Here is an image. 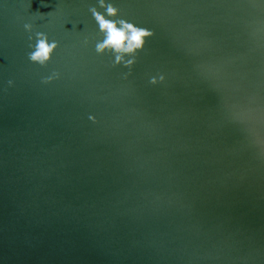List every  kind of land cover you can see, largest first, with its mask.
Segmentation results:
<instances>
[{
	"label": "water",
	"instance_id": "obj_1",
	"mask_svg": "<svg viewBox=\"0 0 264 264\" xmlns=\"http://www.w3.org/2000/svg\"><path fill=\"white\" fill-rule=\"evenodd\" d=\"M113 3L131 67L96 0H0V264H264V0Z\"/></svg>",
	"mask_w": 264,
	"mask_h": 264
},
{
	"label": "clouds",
	"instance_id": "obj_2",
	"mask_svg": "<svg viewBox=\"0 0 264 264\" xmlns=\"http://www.w3.org/2000/svg\"><path fill=\"white\" fill-rule=\"evenodd\" d=\"M96 3L103 11L98 10L96 6L90 7L89 11L104 36L103 39L95 42V51L98 54H103L105 50H111L114 53L113 62L115 64L131 67L135 63V56L144 48L147 38L152 33L124 19H110L118 17L119 14L113 0H96ZM23 28L28 33L29 41H33L29 44L31 49L28 52L29 61L45 66L58 49V42L55 39H50L46 32L37 31L33 23L25 22ZM88 43L89 41L86 39L84 44ZM55 78H59V73L44 77L43 82L48 83ZM159 80L163 81L164 76L160 75ZM150 83H157V78L151 77ZM8 84L13 86L14 82L9 80Z\"/></svg>",
	"mask_w": 264,
	"mask_h": 264
}]
</instances>
